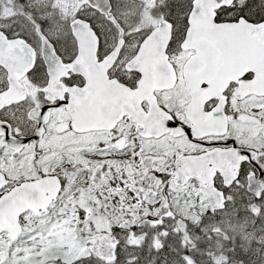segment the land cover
I'll return each mask as SVG.
<instances>
[{"label":"snow or ice","instance_id":"obj_1","mask_svg":"<svg viewBox=\"0 0 264 264\" xmlns=\"http://www.w3.org/2000/svg\"><path fill=\"white\" fill-rule=\"evenodd\" d=\"M0 264H264V0H0Z\"/></svg>","mask_w":264,"mask_h":264}]
</instances>
